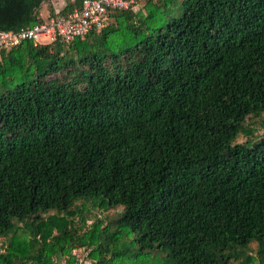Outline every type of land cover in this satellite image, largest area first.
Here are the masks:
<instances>
[{
	"label": "trees",
	"instance_id": "trees-1",
	"mask_svg": "<svg viewBox=\"0 0 264 264\" xmlns=\"http://www.w3.org/2000/svg\"><path fill=\"white\" fill-rule=\"evenodd\" d=\"M144 6L1 52L0 264H264V0Z\"/></svg>",
	"mask_w": 264,
	"mask_h": 264
},
{
	"label": "built area",
	"instance_id": "built-area-1",
	"mask_svg": "<svg viewBox=\"0 0 264 264\" xmlns=\"http://www.w3.org/2000/svg\"><path fill=\"white\" fill-rule=\"evenodd\" d=\"M146 1L156 0H81L80 6L74 7L67 15L56 10L47 21L31 27L0 31V54L25 40L41 41L45 37L51 42L58 37L66 41L84 38L93 29L101 30L116 10L137 12Z\"/></svg>",
	"mask_w": 264,
	"mask_h": 264
},
{
	"label": "rangeland",
	"instance_id": "rangeland-1",
	"mask_svg": "<svg viewBox=\"0 0 264 264\" xmlns=\"http://www.w3.org/2000/svg\"><path fill=\"white\" fill-rule=\"evenodd\" d=\"M68 2H69V0H67V3H68ZM174 2H175L176 4H178V3L180 2V0H174ZM58 3H59V0H54V1L49 0V1H47V2H43L42 5H41V10H40V13H42V14H41L40 16H41V17H44V18L47 19V17H49V15H50V10H51L52 8H53L54 12H55L56 10H61L62 7H60V6L58 5ZM67 3H66V4H67ZM66 4L63 6V8L66 6ZM144 5H145V3H143V4L140 6V9H144V7H145ZM55 6H57V7H59V8H56ZM60 8H61V9H60ZM144 13H146V9H145ZM113 14H115V12H114ZM111 17L114 18L115 15H112ZM48 19H49V18H48ZM41 41H42V42H48L47 38H45V37H42V38H41ZM247 128H249V130H247L248 133L245 132V131L241 132L240 135L238 136L237 140H236L237 143H242V142H244V141L248 138V134H249V133H254V136H255V135H259V134H261V133L264 132V114H263L261 117H257V118H253V119L251 118V119H249V121H248V125H247ZM88 207H89L90 210H91L92 212H94V213H99V212H100V209L97 208V207H91V206H88ZM104 208H105V206L102 207L103 210H104ZM90 213H91V212H89L88 217L91 218V219H93L94 215H93V214H90ZM109 213L112 214V213H113V210L110 211ZM75 220H76V222L78 223V221H79V216H76V217H75ZM90 221H91V220H88V223H89ZM77 253L81 254V250H77Z\"/></svg>",
	"mask_w": 264,
	"mask_h": 264
},
{
	"label": "crops",
	"instance_id": "crops-1",
	"mask_svg": "<svg viewBox=\"0 0 264 264\" xmlns=\"http://www.w3.org/2000/svg\"><path fill=\"white\" fill-rule=\"evenodd\" d=\"M52 1H54V0H52ZM72 2L73 0H69V2ZM67 3V0H59V3H58V5L60 6V7H62L63 8V6L65 5ZM56 8H59V7H57V6H55ZM61 9V8H60ZM42 13H40V15H41Z\"/></svg>",
	"mask_w": 264,
	"mask_h": 264
}]
</instances>
